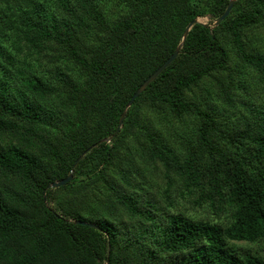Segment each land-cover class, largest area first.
Segmentation results:
<instances>
[{
	"label": "trees",
	"instance_id": "obj_1",
	"mask_svg": "<svg viewBox=\"0 0 264 264\" xmlns=\"http://www.w3.org/2000/svg\"><path fill=\"white\" fill-rule=\"evenodd\" d=\"M98 1L0 0V137L15 140L0 144V264H264V108L238 102L244 111L229 121L237 111L232 92L246 87L235 82L221 39L232 40L264 94V54L242 41V31L263 20L264 0H234L216 26L194 23L119 129L130 97L173 53L187 24L205 13L219 17L229 0H203L206 9L198 0H118L108 15ZM21 38L29 50L19 60ZM43 49L67 70L55 71L56 86L25 61ZM212 72L225 73L220 107L184 97ZM52 94L57 110L41 104ZM142 103L166 106L179 119L194 113L195 139L177 149L139 126ZM158 166L168 178L165 204L161 195L133 192L141 188L138 171ZM88 181L97 186L92 203ZM58 190L70 196L58 198ZM172 190L215 218L176 210ZM234 241L261 242L263 254Z\"/></svg>",
	"mask_w": 264,
	"mask_h": 264
},
{
	"label": "rangeland",
	"instance_id": "obj_2",
	"mask_svg": "<svg viewBox=\"0 0 264 264\" xmlns=\"http://www.w3.org/2000/svg\"><path fill=\"white\" fill-rule=\"evenodd\" d=\"M117 1L118 0H99L98 5H100L102 8L105 6V13L108 15L109 7H114ZM198 1L200 5L206 9L204 7V1ZM102 3L106 4L103 5ZM196 20L203 24H211L213 26L216 18H214V16H212L210 13H205L201 16H198ZM242 32L244 49L247 51H258L264 54V18L258 24L248 27ZM221 39L225 44L229 56L228 67L233 73L235 82L241 83L240 85H244V87H246L245 89L237 87L232 92L233 98L236 100L235 109L237 110L234 116L229 120L231 121V124H233L236 119L240 117V113H243L244 111V106L240 105L238 102H252L258 104L261 108H264V94L262 92V85L257 79H254L257 77V73L249 64L240 60L238 53L236 52V46L232 40L226 35H222ZM21 40L22 38L20 40L18 39V46L20 47L18 55L21 54L19 60L24 59L22 57L27 54L29 50L25 42ZM28 54L29 55L26 56L25 61L31 64L29 68L32 70V72L49 78L48 82L54 84L55 86L58 84L52 82L54 80L53 76L55 71L63 70L64 72H67L62 63L50 60V58L56 56V53L54 52L43 49L39 55L34 56L30 53ZM68 75L70 79H74V75L72 73H69ZM222 75H225V73L212 72L209 76L203 78L198 85L191 86L190 89H187L184 92V97L186 99L195 101L202 107H205L206 104L215 105L216 103L218 107H220L223 101L222 96L220 95L221 89L218 84V78H223ZM41 104L43 106L45 105L46 107L57 110L59 108V97L57 98L53 94L48 95L41 100ZM140 112L141 115L139 119V126L145 124L149 126L151 131L156 132L158 135L160 134L163 138L173 140L171 144L177 149H180L182 146L186 145L188 140L195 139V125L198 122L194 113H185L179 119L174 117L171 110H169V108L166 106H158L156 104V107H151L149 104L144 103H142L140 106ZM38 129L39 132L46 136H56V129L43 126H38ZM135 132L136 134H139L141 141L146 140L145 132L143 130L137 128ZM172 136H175V138H172ZM8 141L15 142V140H13L10 135L0 137L1 145L7 144ZM123 166L126 167V165ZM141 169L142 170L137 169V171L139 170L138 172L140 173V177L137 176V179L140 178L139 182L142 181V183L145 185L142 188L141 183V188L134 189L133 192L137 195L146 194L153 199H158L159 195H161V191L167 186L168 178L165 176L164 169L161 166L156 168L146 167L147 170H144V168ZM170 176L174 177L173 174ZM96 187L97 186L92 183L89 184V181L86 185L85 191H88L87 195L90 203H92L93 200L98 197V193L95 189ZM130 192L132 191L130 190ZM67 194L68 191H56V197L58 198L61 196L63 199H66ZM170 195L176 210L183 212L185 215H189L193 218H215V216H212V213L207 211V208L196 206L186 195L182 196L180 193H175L173 190L171 191ZM160 202L165 204L162 195L160 196ZM90 211L91 209H89V212L84 211L83 213L90 215ZM233 243L240 248H248L259 255L263 254L261 242L248 243L244 241H234Z\"/></svg>",
	"mask_w": 264,
	"mask_h": 264
},
{
	"label": "water",
	"instance_id": "obj_3",
	"mask_svg": "<svg viewBox=\"0 0 264 264\" xmlns=\"http://www.w3.org/2000/svg\"><path fill=\"white\" fill-rule=\"evenodd\" d=\"M232 4H233V0H229V2L227 3L226 5V8L225 10L223 11V13L216 18L213 26H216L218 25V23L220 21H222L230 12V9L232 7ZM198 22L196 19L190 21L187 26L185 27L184 31H183V34H182V39H181V42L180 44L175 48V50L173 51V53L157 68L155 69V71H153L141 84L140 86L136 89V91L132 94V96L130 97L129 101L127 102L126 106H125V109L124 111L122 112L120 118H119V121H118V126H117V129H119L121 127V124H122V121H123V118H124V115H125V111L126 109L132 104L133 100L147 87V85L152 82L172 61L173 59L177 56L178 52H179V49L182 45V42L183 40L185 39L186 35H187V32L188 30L190 29V27L194 24ZM93 145L90 147L92 148ZM89 148V149H90ZM85 154L82 153V155ZM80 155V157L82 156ZM79 157V158H80ZM78 158V159H79ZM77 159V160H78ZM71 178V175H68L58 181H54L50 184L51 187H59V186H62L64 185L69 179ZM77 223H85L84 221H76ZM90 226H92L93 224L92 223H86Z\"/></svg>",
	"mask_w": 264,
	"mask_h": 264
}]
</instances>
